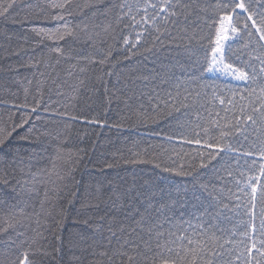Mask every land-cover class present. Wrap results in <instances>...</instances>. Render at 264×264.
Returning a JSON list of instances; mask_svg holds the SVG:
<instances>
[{"label":"snow or ice","instance_id":"6c2138e0","mask_svg":"<svg viewBox=\"0 0 264 264\" xmlns=\"http://www.w3.org/2000/svg\"><path fill=\"white\" fill-rule=\"evenodd\" d=\"M17 8L23 19H17L20 13L13 15ZM86 9L92 11L94 18L103 17L107 23L74 27L66 19L77 11L83 14ZM10 16L13 23L21 25L40 19L63 23L55 28L33 25L26 30L38 38V43H52L41 59L29 58V65L36 68L40 77L31 103L27 99L28 88L24 89L23 102H12L17 113L26 110L27 115L19 123L12 113L7 119L0 117V158L11 156L15 163L11 173L0 169L3 173L0 180L7 185L17 172L23 177L16 180L13 188V191L19 189L21 199L0 215V246L6 249L7 264H45L49 257L56 259L57 254H62V246L53 248L43 243L45 233L53 232L54 224L63 226L55 219L56 203L52 197L58 198L62 190L69 188L70 181H74L73 173L83 163L80 153L84 152L83 149L69 152L65 159L63 143L78 122L107 126L98 115L89 118L76 110L82 97L91 99L87 93L101 94L100 87L108 105L113 100L118 105L122 103V111L128 113L125 119L134 122L135 127L145 128L150 137L162 143L179 140L197 146L190 152L177 154L182 161L187 158V162L176 166L175 161L171 165L160 162L159 154L149 156L152 145L141 147V141H136L126 154L114 156L104 168L153 164L171 177H191V188L185 186L181 191L177 186V197L183 195L187 202L190 196L196 201L193 207L204 211L195 217L198 221L195 225L182 218L177 223L174 204L178 201L173 205L164 203L165 197L172 199L169 177L158 181L133 172L130 181L119 176L115 180L107 177L97 180L95 196L90 186L87 193L97 203L88 206L98 209L99 203L104 202L116 207L126 201L132 209L128 219L134 226L121 224L115 229L114 224H109L106 244L88 245L89 237L82 236L87 245L84 251L90 250L97 257L94 264H264V0H88L83 6L74 4V0H23L22 3L0 0V20H8ZM201 22L208 29L206 35ZM167 37L173 43L186 42L183 51L190 59L195 54L193 42L203 46L205 40L209 41L207 48L211 49V55L205 48L203 62L199 58L192 61L195 71L200 77L219 73L242 82L243 88L214 89L211 100H207L206 93L181 87L200 79L194 74L181 81L164 67L157 70L144 64L130 68L126 76L114 71L121 57L131 63L134 57L143 56L147 61L150 55L155 65ZM22 39L28 43L29 37L25 34ZM77 44L81 47L77 48ZM234 44L239 47L234 48ZM180 46L177 43L173 59L180 55ZM85 50L87 55H83ZM41 63L53 69L67 64V77L74 82L68 83L67 79L58 82L59 73L53 77L51 73L40 72ZM114 76L115 84L111 80ZM49 81L55 86L57 96L66 97L67 104L53 107L44 101L45 85ZM52 90L48 88L49 93ZM217 102L219 110L215 108ZM3 103L7 102L0 101ZM41 110L56 127L41 130L32 123V115L41 119ZM59 122L64 123L63 129L58 130ZM25 125L31 126L19 139L35 143L33 151L27 153V161L18 149H13L11 142L17 129ZM113 126L119 129L124 125L121 122ZM57 141L60 143L56 155L49 158L51 167L32 172V161L45 159L49 146ZM207 171L220 181V187L200 182L201 175ZM37 185L44 189L41 212L46 206L52 209L44 214L43 220L41 213L28 211L32 194L39 196ZM157 203H160L158 208ZM5 205L7 201L0 200V208ZM50 219L53 223H49ZM104 219L100 217L96 231L101 230ZM83 223L90 228L95 224L92 219ZM224 223L231 227H223ZM29 230L32 236L27 235ZM54 239L61 240L55 235ZM76 259L82 264L81 258Z\"/></svg>","mask_w":264,"mask_h":264},{"label":"trees","instance_id":"16d2710c","mask_svg":"<svg viewBox=\"0 0 264 264\" xmlns=\"http://www.w3.org/2000/svg\"><path fill=\"white\" fill-rule=\"evenodd\" d=\"M23 0H18V3H22ZM35 2V0H34ZM43 2V0H40ZM88 0H74V4H80L83 6L87 3ZM214 2V0H213ZM20 13V9L17 8L13 15ZM17 19H23V13L17 17ZM70 21L72 26L79 25L83 27L84 24L91 25L93 23L103 24L107 23L103 17H93L92 11L85 10V13L81 14L80 12H75L72 17L66 18ZM63 22H55L51 20H32L30 23L21 25L20 23H13L12 16L8 20H0V101H6L7 103L0 104V117L7 119L9 114H14L13 119L17 123L27 115V111L16 112L15 107L12 102L16 101L17 103L23 102L25 99L24 89H29V95L27 97L28 102L31 103L33 95H35L36 80L39 79V73L36 68L29 65V58L32 57L36 60L41 59L42 54L48 52V46L52 43L51 41H45L43 44L38 43V38L26 30L32 27L33 25L37 27L44 28H55L61 26ZM201 28H203V34H207L208 29L201 22ZM182 27V25H181ZM27 34L29 39L28 43H25L22 37ZM177 31H173L172 35L175 36ZM11 37V39H8ZM21 37V38H17ZM63 43V42H61ZM177 43H180V55L176 56L175 59L172 57L175 55L177 50ZM173 43L171 37L165 38L164 46L159 52V59L153 64L154 58L149 55V59L144 61L143 56L134 57L132 62L124 61L122 57L120 58L121 63L114 69L117 73H124L125 76L130 68L136 67L138 64H144L147 68H152L155 66L157 70H161L162 67L166 68L169 72L175 73L176 77H179L181 81L187 79L189 74H194L195 76L200 77V73L195 71L192 65V61L197 58L203 62L205 56V48L209 41L205 40L203 46L193 42L192 48L194 55L189 58V55L183 51L186 46V42ZM77 48L81 45H75ZM234 48H238L239 45L234 44ZM87 51L83 55H87ZM207 54L211 55V49L207 48ZM247 57H245L246 59ZM235 60V56L232 57ZM178 61V62H177ZM75 62V61H73ZM54 63V61H53ZM237 63H239L237 61ZM258 63V62H257ZM207 67V64H204ZM111 67V65H109ZM67 64H61L60 66L53 68H46L43 63L39 65V71L51 73L53 77L59 73L58 82L68 80V83H73L72 78L67 77ZM97 74H99L97 70ZM123 79V77H122ZM31 80L32 83L29 84L28 81ZM112 83L115 84V76L111 78ZM189 87L195 91H199L203 94L206 93V99L211 100L212 93L215 90L224 89L225 87H239L243 88V83H235L231 80L226 79L224 76L218 73H206L200 79L194 80L189 85L182 84L181 87ZM206 86V87H204ZM52 87V92H48V88ZM111 88V84L109 85ZM67 92V88L64 89ZM104 89L103 87L99 88V93L93 94L87 93L86 96H91V99L88 100L84 97L81 98L79 102V107L77 111L83 112L89 118H92L96 115L99 116L101 121H104L107 126L102 125H87L83 122L76 123L72 130L69 138L64 141V158H67L69 152L76 153L80 149H83L84 152H81L80 155L83 157V163H80L76 166L73 173L74 181H70L69 188L62 190L59 193L58 198L53 196L52 199L55 200L56 207L54 211V216L56 221L62 222V227L59 224H54L53 232H46V239L43 241L45 245L51 244L53 248L62 246V254H57L56 259L49 257L45 261V264H79L76 258L82 259V264H94V261L97 257L91 255L90 250L85 252L84 249L87 247L82 241V236H88L87 241L88 245L93 243L106 244L107 238L109 236L108 226L109 224H114L115 229L123 224L124 226H134L133 221L128 219V213L132 209L128 208L127 202L124 201L122 204L118 203L116 207H113L110 203L106 204L104 202L99 203V208L89 207L88 205H95L97 201L88 198V189L91 187L92 195L95 196V189L97 187V180H104L105 177L115 180L117 176L127 177L129 181L131 180V175L133 172L137 175L142 176L144 179H149L155 177L158 181L161 177H169V182L173 185L172 189V199L165 197L164 203L169 205L174 204V211L176 222L180 223L181 218L183 221L191 220L193 225L197 224L196 216L204 211L203 208L193 207L196 204V201L191 200L190 196L187 199L183 195L177 197V186L182 191L185 186L191 188V177H171L169 173H163L161 169L155 168L153 164H142V165H123L114 169L104 168V164L111 162L115 157H118L120 153H127V150L132 147L133 143L136 141H141V147H146L147 145H152V148L149 151V156L159 154L160 162L167 163L171 165L175 161L176 166H179L182 162H187V158L184 161L178 158L177 154L182 155L183 152H190L195 149L197 146L192 145L188 146L182 144L179 140H174L171 144L162 143L161 140L156 137H150L146 129L143 127H135L134 122L128 121L125 117L128 115L126 111H122L123 104H117L115 100L108 105L104 96L102 95ZM49 97H51L49 99ZM44 101L48 104H51L53 107H56L58 104L64 105L68 101L66 97H59L56 95L55 86L51 85V81L45 85L44 91ZM208 107H212L208 105ZM216 110L220 109V105L217 102L215 105ZM63 110V107L61 108ZM70 110V108H69ZM41 119L37 120L35 115L30 117L32 123L35 124L37 128L43 130L45 127L53 128L56 125L49 119H47V114L41 110ZM194 115V113H193ZM206 116L207 113L204 112ZM123 122V127L116 128L113 125ZM175 123V122H174ZM31 125H25L23 129H17V132L11 138L13 149H18L19 152L24 156L25 161H27V153L32 152L35 147V143L32 140H21L20 136L24 135L27 132L28 128ZM65 127L63 122H59V128L63 129ZM166 131L168 129H165ZM61 140H64V137H61ZM60 141L52 143L48 148V152L44 154L45 159L33 160L32 172L36 173L39 169L49 168L50 157L56 155V147ZM198 164L199 161L197 160ZM215 163V161H213ZM15 167L13 158L10 156L7 159L0 158V169H6L9 173L12 172V168ZM3 173L0 172V175ZM30 178V177H29ZM23 179V177L17 172L15 178H10V182L6 185L0 180V200L7 201V205L3 208H0V215L5 214L9 207L16 203L18 199H21L19 196V189L13 191V188L16 185V180ZM227 179V178H226ZM143 183V180L140 181ZM201 183H210L220 187V181H218L211 171L203 173L200 177ZM107 181H105V184ZM39 187V196L32 194V199L29 200L28 211L32 212L33 209L41 213V220L44 218V214L52 211L50 206H46L44 211L41 212L40 201L44 199V189ZM72 193H77L76 196H73ZM205 197L207 194H204ZM27 197H25L26 199ZM107 197H105V200ZM159 200V197H157ZM156 207H160V203L156 204ZM143 211V208L140 209ZM154 211V210H152ZM168 215H172V212H168ZM104 216L105 219L102 222V228L100 231H96L95 227L100 226L101 221L100 217ZM139 217H137L138 219ZM86 219H92L95 224L94 227H87L83 221ZM49 223H53L50 219ZM187 227V225H184ZM225 228L231 227V225L224 223L222 225ZM32 227H35L33 222ZM23 230V229H22ZM27 235L32 236L33 233L29 230ZM55 236H59L61 240L57 241L54 239ZM92 237H95L93 240ZM4 239H7L6 237ZM115 244V241H113ZM6 249L3 246H0V264H7L5 260Z\"/></svg>","mask_w":264,"mask_h":264},{"label":"rangeland","instance_id":"374dc122","mask_svg":"<svg viewBox=\"0 0 264 264\" xmlns=\"http://www.w3.org/2000/svg\"><path fill=\"white\" fill-rule=\"evenodd\" d=\"M219 74V73H218ZM223 76V75H222ZM225 77V76H224ZM226 79H228V80H231V78L230 77H225ZM231 81H233V80H231ZM233 82H235V83H242V82H237V81H233Z\"/></svg>","mask_w":264,"mask_h":264}]
</instances>
